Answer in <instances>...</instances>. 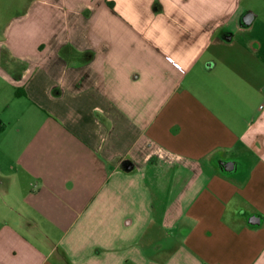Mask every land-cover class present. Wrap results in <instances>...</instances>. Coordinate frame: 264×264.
<instances>
[{
	"label": "crops",
	"instance_id": "0c3cea01",
	"mask_svg": "<svg viewBox=\"0 0 264 264\" xmlns=\"http://www.w3.org/2000/svg\"><path fill=\"white\" fill-rule=\"evenodd\" d=\"M1 87L0 264H264V1L0 0Z\"/></svg>",
	"mask_w": 264,
	"mask_h": 264
},
{
	"label": "rangeland",
	"instance_id": "374dc122",
	"mask_svg": "<svg viewBox=\"0 0 264 264\" xmlns=\"http://www.w3.org/2000/svg\"><path fill=\"white\" fill-rule=\"evenodd\" d=\"M261 1H264V0H261ZM261 3H263V2H261ZM260 11L262 12L263 10H260ZM16 92L17 91H13V93H15V95H16ZM11 93H12L11 88L10 89L6 88V87L0 88V127H2V117H3L2 113L5 110L7 102L9 101V99H11Z\"/></svg>",
	"mask_w": 264,
	"mask_h": 264
},
{
	"label": "water",
	"instance_id": "95a60500",
	"mask_svg": "<svg viewBox=\"0 0 264 264\" xmlns=\"http://www.w3.org/2000/svg\"><path fill=\"white\" fill-rule=\"evenodd\" d=\"M247 19H249L248 16L244 18V24L247 25V26H249L251 24V22H252V18H250L249 21Z\"/></svg>",
	"mask_w": 264,
	"mask_h": 264
},
{
	"label": "trees",
	"instance_id": "16d2710c",
	"mask_svg": "<svg viewBox=\"0 0 264 264\" xmlns=\"http://www.w3.org/2000/svg\"><path fill=\"white\" fill-rule=\"evenodd\" d=\"M25 95V93H22L19 89L16 92V96H22Z\"/></svg>",
	"mask_w": 264,
	"mask_h": 264
},
{
	"label": "built area",
	"instance_id": "2783aa9c",
	"mask_svg": "<svg viewBox=\"0 0 264 264\" xmlns=\"http://www.w3.org/2000/svg\"><path fill=\"white\" fill-rule=\"evenodd\" d=\"M176 66H177V68H179V70H181V72H184V69H183V68H181V67L178 66L177 64H176Z\"/></svg>",
	"mask_w": 264,
	"mask_h": 264
}]
</instances>
